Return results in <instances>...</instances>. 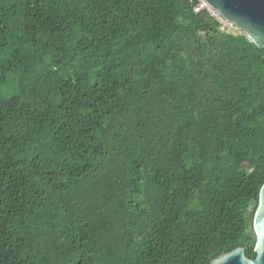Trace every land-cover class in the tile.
<instances>
[{
  "label": "trees",
  "instance_id": "obj_1",
  "mask_svg": "<svg viewBox=\"0 0 264 264\" xmlns=\"http://www.w3.org/2000/svg\"><path fill=\"white\" fill-rule=\"evenodd\" d=\"M221 25L200 0H0V264L255 257L264 49Z\"/></svg>",
  "mask_w": 264,
  "mask_h": 264
},
{
  "label": "water",
  "instance_id": "obj_2",
  "mask_svg": "<svg viewBox=\"0 0 264 264\" xmlns=\"http://www.w3.org/2000/svg\"><path fill=\"white\" fill-rule=\"evenodd\" d=\"M209 10L242 31L258 48L264 49V0H202ZM256 237L255 257L248 258L238 246L212 259L209 264H264V184L252 219Z\"/></svg>",
  "mask_w": 264,
  "mask_h": 264
},
{
  "label": "built area",
  "instance_id": "obj_3",
  "mask_svg": "<svg viewBox=\"0 0 264 264\" xmlns=\"http://www.w3.org/2000/svg\"><path fill=\"white\" fill-rule=\"evenodd\" d=\"M215 13V12H213ZM217 18L218 20L221 22V29L224 30L225 32H228L230 30H232L233 28H235L232 24H230L229 22L225 21L224 19H222L217 13Z\"/></svg>",
  "mask_w": 264,
  "mask_h": 264
},
{
  "label": "rangeland",
  "instance_id": "obj_4",
  "mask_svg": "<svg viewBox=\"0 0 264 264\" xmlns=\"http://www.w3.org/2000/svg\"><path fill=\"white\" fill-rule=\"evenodd\" d=\"M200 2H201V6H202V5H204V3H203V1H202V0H200ZM205 7H206V6H205ZM249 215H250V214H249ZM253 216H254V215H253ZM249 218H250V225H251V229H252V231L254 232V230H253V227H252V224H251V223H252V216L250 215V217H249Z\"/></svg>",
  "mask_w": 264,
  "mask_h": 264
},
{
  "label": "clouds",
  "instance_id": "obj_5",
  "mask_svg": "<svg viewBox=\"0 0 264 264\" xmlns=\"http://www.w3.org/2000/svg\"><path fill=\"white\" fill-rule=\"evenodd\" d=\"M212 11V10H211ZM214 12V11H213ZM237 29V28H236Z\"/></svg>",
  "mask_w": 264,
  "mask_h": 264
},
{
  "label": "bare ground",
  "instance_id": "obj_6",
  "mask_svg": "<svg viewBox=\"0 0 264 264\" xmlns=\"http://www.w3.org/2000/svg\"><path fill=\"white\" fill-rule=\"evenodd\" d=\"M53 51V50H52ZM36 96V95H35Z\"/></svg>",
  "mask_w": 264,
  "mask_h": 264
}]
</instances>
